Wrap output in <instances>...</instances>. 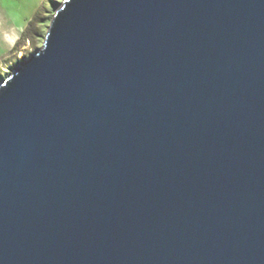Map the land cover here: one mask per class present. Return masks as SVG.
Here are the masks:
<instances>
[{"label": "water", "instance_id": "1", "mask_svg": "<svg viewBox=\"0 0 264 264\" xmlns=\"http://www.w3.org/2000/svg\"><path fill=\"white\" fill-rule=\"evenodd\" d=\"M0 264H264V0H63L0 82Z\"/></svg>", "mask_w": 264, "mask_h": 264}, {"label": "rangeland", "instance_id": "2", "mask_svg": "<svg viewBox=\"0 0 264 264\" xmlns=\"http://www.w3.org/2000/svg\"><path fill=\"white\" fill-rule=\"evenodd\" d=\"M62 1L0 0V82L42 46ZM29 26L30 39L25 35Z\"/></svg>", "mask_w": 264, "mask_h": 264}, {"label": "trees", "instance_id": "3", "mask_svg": "<svg viewBox=\"0 0 264 264\" xmlns=\"http://www.w3.org/2000/svg\"><path fill=\"white\" fill-rule=\"evenodd\" d=\"M31 22L33 23V19L31 20ZM32 23H31V24H32ZM25 35L27 36L28 39H30V26H29V28L27 29Z\"/></svg>", "mask_w": 264, "mask_h": 264}]
</instances>
